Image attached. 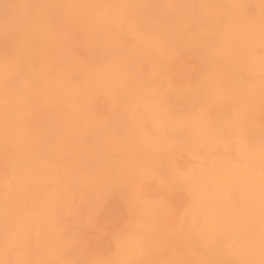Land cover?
<instances>
[{
  "label": "clouds",
  "instance_id": "clouds-1",
  "mask_svg": "<svg viewBox=\"0 0 264 264\" xmlns=\"http://www.w3.org/2000/svg\"><path fill=\"white\" fill-rule=\"evenodd\" d=\"M0 264H264V0H0Z\"/></svg>",
  "mask_w": 264,
  "mask_h": 264
}]
</instances>
